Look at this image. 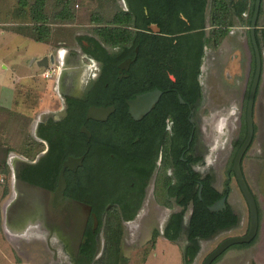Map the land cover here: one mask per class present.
I'll return each mask as SVG.
<instances>
[{"label":"flooded vegetation","instance_id":"af4514ba","mask_svg":"<svg viewBox=\"0 0 264 264\" xmlns=\"http://www.w3.org/2000/svg\"><path fill=\"white\" fill-rule=\"evenodd\" d=\"M252 3L99 0L91 32L80 35L78 47L59 51L61 105L54 112L45 111L36 121L34 132L46 145L42 158L33 163L15 161L14 180L22 192L15 196L13 214H27L32 195L27 190L42 189L38 205L45 207L46 226L60 229V241L73 248L71 259L76 264L98 256L103 245L101 232L119 229L114 222L118 216L123 220L121 226L141 228L146 216L155 211L165 223L159 235L169 242L185 237L190 245L186 214L190 218L194 214L195 194L200 196L201 191L202 197L206 183L221 194L219 199L226 196L223 210L231 209L238 217L236 225L220 231L238 228L243 223L242 212L231 198L241 195L247 200L233 165L247 138V106L243 110L233 104V119L225 116L227 106L211 104L209 69L222 47V43L214 46L217 39H213L223 33L243 32L254 77ZM107 6L116 8L115 13L104 15ZM225 11L229 13L225 15ZM216 12L221 13L220 24ZM260 13L256 25L259 45ZM237 43L240 54L234 52L237 55H230L228 62L236 60L242 66L243 48ZM51 56H46L48 63ZM263 74L262 62L261 79ZM152 94L159 98L156 105L139 114ZM141 96L145 99L135 105ZM253 118L254 134L241 168L257 201L259 234L264 220L260 202L264 198V113L253 111ZM228 120L230 124H226ZM64 167L65 185L60 190ZM149 195L152 204L146 203ZM179 213H184L181 232L173 240L166 233L174 234L172 223ZM18 218L10 227L22 231L24 225ZM249 223L250 211L243 235Z\"/></svg>","mask_w":264,"mask_h":264},{"label":"rangeland","instance_id":"374dc122","mask_svg":"<svg viewBox=\"0 0 264 264\" xmlns=\"http://www.w3.org/2000/svg\"><path fill=\"white\" fill-rule=\"evenodd\" d=\"M35 1L0 0V55L11 59L15 67L8 70L0 68V98L3 100L0 105V176L4 178L0 182V264H76L71 259L73 248L60 241V229L50 230L46 226L45 207L38 205L42 189L27 190L32 192L27 214L20 217L17 213L13 214L12 208H17L13 205L15 196L22 192L14 180V169L16 160L33 163L42 158L46 145L34 132L36 121L45 111L54 112L61 105L56 80L45 79L43 67L37 63L31 65L32 60L36 62L51 55L58 60L61 49L78 47L80 35L91 32L95 23L91 18L99 0H66L71 1L73 12L67 20L56 16L59 0H46L47 18L43 22H36L32 17L31 7ZM115 11L116 8L107 6L103 14H114ZM20 77L14 100L13 82ZM13 101V107L6 108ZM228 107L225 116L231 115L234 119L236 114H230L233 106ZM226 124H230L229 120ZM149 196L146 203L152 204V196ZM234 201L242 212L243 223L238 228L220 231L203 239L200 252L191 261H186L183 255L184 248L188 246L185 237L177 242H169L159 235L165 223L159 213L153 211L142 221L141 228L138 225L137 228L123 227V224L120 225V222L123 223L122 217H115L114 222L119 229L102 230L103 245L98 256L84 264H203L222 241L243 235L247 230V203L241 195L232 196L231 202ZM260 202L264 205V198H260ZM189 216L187 213L186 221L190 220ZM14 218L24 225L22 231L10 227V224L15 225ZM135 230V234L130 233ZM61 234L65 232L61 231ZM107 244L111 247L109 251H106ZM214 264H264V220L253 243L230 247Z\"/></svg>","mask_w":264,"mask_h":264},{"label":"crops","instance_id":"0c3cea01","mask_svg":"<svg viewBox=\"0 0 264 264\" xmlns=\"http://www.w3.org/2000/svg\"><path fill=\"white\" fill-rule=\"evenodd\" d=\"M260 45H261V52H262V62L264 63V0L262 1V8L260 13ZM241 29V26H239ZM242 30H245L242 27ZM241 31V30H240ZM217 39V38H216ZM215 39V40H216ZM245 33L241 32L240 34H227L222 39V47L217 51V58L214 64L210 66V84L208 95L210 97L211 104L214 103H222L225 106L236 104L240 106L239 109H246L248 96L250 93L252 78H253V58L252 54L249 49L244 48L245 44ZM237 42L242 44L243 48V64L240 66L237 61L235 62H228V59L231 56L240 54L237 50ZM237 52V53H234ZM36 55H34L35 58ZM33 58V59H34ZM37 63V61L31 62V65ZM255 64V63H254ZM11 66V67H10ZM39 66V64H38ZM3 67L4 69H15L12 65L11 59L0 55V68ZM228 74V77H226ZM18 78V77H17ZM21 80V77L17 79V81L13 82V99L15 100L16 95V88L18 85V81ZM48 80V79H47ZM3 100L0 98V105L2 106ZM14 105V101L11 106H7L6 108H12ZM245 106V107H244ZM254 114H262L264 113V74L263 79L260 81V85L258 88L257 96L255 99V106H254ZM235 186V183L233 184ZM236 187V186H235ZM184 255V252H183Z\"/></svg>","mask_w":264,"mask_h":264},{"label":"trees","instance_id":"16d2710c","mask_svg":"<svg viewBox=\"0 0 264 264\" xmlns=\"http://www.w3.org/2000/svg\"><path fill=\"white\" fill-rule=\"evenodd\" d=\"M45 2L46 0H36L31 7V12L33 14L32 17L36 22H41V21L43 22L47 18ZM255 2L256 0H253L252 3L253 8L255 6ZM70 4L71 1L59 0L58 5L60 7L56 8L57 10L56 16L63 20L70 19L69 17L73 15ZM228 13H229L228 11H225V15H227ZM219 15H221L220 12L215 13V19L218 18V21L216 22L217 24H220L222 20L220 19L221 16ZM224 34L225 33L217 36L216 45L214 46H217L221 43ZM128 35L130 36V34ZM128 35L126 34V36ZM114 40L117 41V38L115 37ZM220 197L221 194L212 186L211 183L205 184V187L202 191V197L199 196V194L197 193L195 194V211L188 222V232H187L190 245L186 246L183 250L184 259L186 261H191L197 256V254L200 252L201 249L200 242L203 239H208L213 235L217 234L218 232H220L221 229L230 225H236L238 223V217L233 214V211L231 209L221 210L217 212H212L209 209V206L214 204V202H216V200L219 199ZM183 217H184V213H179L178 215L174 216V219H176L174 223H172L173 227L176 226V229L174 230V234L170 233L169 230L166 233V235L170 239L175 240L179 237L181 232V224L183 221ZM110 248L111 247H109V244H107L106 251H109ZM219 257L215 261H217ZM215 261L213 262V264L215 263Z\"/></svg>","mask_w":264,"mask_h":264},{"label":"water","instance_id":"95a60500","mask_svg":"<svg viewBox=\"0 0 264 264\" xmlns=\"http://www.w3.org/2000/svg\"><path fill=\"white\" fill-rule=\"evenodd\" d=\"M261 4H262V0H256L252 23H251V35H252V41H253L255 57H256V69H255L253 81L251 84L248 104H247L246 118H247L248 133H247V138L245 142L243 143L242 147L239 149L235 157L234 165H233V170L235 171L237 175L240 188L244 196L246 197V200L249 206V211H250L249 229L247 233L244 235L232 236L222 241L217 248H215L212 252L209 253V255L205 258L203 264H213V262L219 256H221L227 249H229L233 245L252 242L256 238L258 231H259V209H258L257 201L253 193L251 192L250 187L247 184L245 177L243 175L242 168H241V160L254 134L253 111H254L257 90H258V86H259V83L261 80V74H262V52H261V48H260V45L257 39V33H256V25H257V20H258L260 9H261ZM50 59L53 61L54 56L52 55ZM48 62H49V57H44L42 60L38 62V64L39 66H46L48 65ZM152 96H153L152 98H148L147 103H146L147 106L143 108V110L140 111L139 114H144L145 112L150 111L156 105V102L159 98L156 94H152ZM142 99H145V96L139 97L134 104L136 105L139 102H143ZM131 104H133V102H131ZM64 172H65V167L62 169V172H61V181L63 185L61 186V188H59L60 190H63V187L65 185ZM200 196H201V191H200ZM225 208H227L226 196L222 197L221 199L216 201L214 204L209 206V209L212 212L221 211ZM81 234H82V230L80 229L78 231V235L81 237Z\"/></svg>","mask_w":264,"mask_h":264},{"label":"built area","instance_id":"2783aa9c","mask_svg":"<svg viewBox=\"0 0 264 264\" xmlns=\"http://www.w3.org/2000/svg\"><path fill=\"white\" fill-rule=\"evenodd\" d=\"M43 67V77L45 79L51 80V79H55L57 81V83L60 81V71H61V67L62 64L59 63V60H56L54 57V60H50V63H48V65L46 66H41ZM4 178L2 176H0V182H3Z\"/></svg>","mask_w":264,"mask_h":264},{"label":"bare ground","instance_id":"6f19581e","mask_svg":"<svg viewBox=\"0 0 264 264\" xmlns=\"http://www.w3.org/2000/svg\"><path fill=\"white\" fill-rule=\"evenodd\" d=\"M67 73V72H66ZM66 73H64V74H66ZM60 82V81H59ZM61 82H62V77H61ZM12 219V218H11Z\"/></svg>","mask_w":264,"mask_h":264}]
</instances>
